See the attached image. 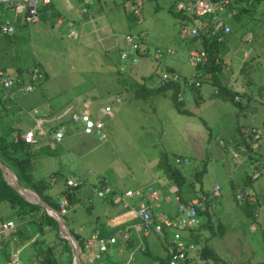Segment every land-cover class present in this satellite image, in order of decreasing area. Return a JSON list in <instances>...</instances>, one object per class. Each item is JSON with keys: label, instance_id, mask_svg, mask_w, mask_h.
I'll return each instance as SVG.
<instances>
[{"label": "rangeland", "instance_id": "1", "mask_svg": "<svg viewBox=\"0 0 264 264\" xmlns=\"http://www.w3.org/2000/svg\"><path fill=\"white\" fill-rule=\"evenodd\" d=\"M51 1V7L66 19L58 30L52 26L51 13L45 20L42 17L39 24H23L24 12L20 16L14 13L20 18L19 24L16 23L14 35L5 38L9 51L0 60L12 65L5 71L21 69L24 85L29 83L28 72L34 68L41 71L44 80L31 93L9 91L13 104L5 101V105L13 107L10 111L3 110L0 98V119L14 116L24 123L23 117L30 119L26 112L33 109L51 108L58 112L60 118L53 119L47 128L50 132L64 128L65 138L60 144L50 141V154L46 156L41 157L40 149L35 152L31 173L34 179L45 181L56 173L48 190L52 196L65 187L66 177L80 182L75 194L77 202L68 206L63 215L68 230L79 233V229H87L96 213L93 209L101 200L96 196L100 181H105L110 195L119 197L126 190L144 192L152 186L159 192L153 208L168 215L174 209L176 212L175 197L181 202L209 200L206 212L198 215L199 235L192 240L196 252L206 247L226 264H264V141L255 143L251 158L238 150V158L231 154L233 142L240 141L238 131L247 129L244 135L255 128L264 133V0L255 5L251 18L241 16L235 21L228 14L225 19L233 41L222 45L221 49L227 50L221 57L223 66L231 64L232 73L238 77V94H245L238 96L240 110L229 99L215 94L217 88L192 65L189 53L198 46L194 39H179L177 19L168 11L170 0L147 2L139 17L130 12L125 0H100L102 18L96 16L94 24L82 18L79 1ZM59 4L68 5L71 12L59 10ZM104 20L109 23L105 30L101 25ZM71 22L72 27L68 26ZM70 31L75 36L68 37ZM128 34L146 36L145 56L139 52L136 64L124 40ZM246 35L252 36V43L242 42ZM167 49L173 54H166ZM122 52L128 53L126 60L120 59ZM157 52L162 55L155 59ZM244 52H248L246 58ZM242 64L250 68L238 74ZM165 72L180 75L179 97L187 114L176 111L172 89L163 86L161 80ZM195 74L200 87L191 90L182 81ZM249 79L251 83H247ZM106 106L111 108L110 115L104 113ZM82 112L99 122L104 139L95 130L89 137L81 134L83 124L71 117ZM32 125L35 127V121ZM162 157L185 177L180 187L167 179L158 166ZM176 159L182 163L178 165ZM203 168L198 181L194 173ZM247 177L252 179L249 184H245ZM216 186L219 196L213 197ZM174 187L177 191H173ZM104 190L103 186L101 191ZM238 191L244 193V199L245 195L255 199L249 207L251 215L246 212L248 207L236 200ZM146 199L144 193L142 200ZM118 201L108 208L113 212L120 210L116 209ZM0 206V216L6 220L11 212L6 204ZM178 231L186 240L189 232ZM173 232L167 230L169 239ZM78 235L82 239L81 233ZM51 237L53 234L47 233V242H51ZM146 239L155 242L157 254L163 256L166 238L150 233ZM7 244L9 252L18 253L19 264H37L29 244L15 245L11 240ZM137 256L147 259L141 253ZM81 259L86 264L85 253ZM195 263L200 262L196 259Z\"/></svg>", "mask_w": 264, "mask_h": 264}, {"label": "built area", "instance_id": "2", "mask_svg": "<svg viewBox=\"0 0 264 264\" xmlns=\"http://www.w3.org/2000/svg\"><path fill=\"white\" fill-rule=\"evenodd\" d=\"M82 6L80 7V13L82 16L86 17L90 22L93 20V9H95V3L97 0H77ZM126 5L129 7L130 12L135 16L139 17L143 6L147 2H152L153 0H125ZM174 4V10L176 12H183L188 16L189 20H183L179 24L178 37L180 39L185 38H196L199 41V31H204L215 36L217 41H222L223 37L230 33V28L225 21V14L227 13V8L230 5L229 0H172ZM50 0H0V36H10L14 33L15 28L11 18L6 17L3 13L6 11H12L17 13L24 12L25 18L24 23H36L39 21L38 9L40 6L48 5ZM75 36L74 32H71L68 37ZM252 36L246 35L243 38V42L246 44L252 43ZM124 40L128 47L129 56L132 58V62L136 64L137 58L139 57V52L142 50L143 39L136 35H125ZM166 54L172 55L173 51L170 49L166 50ZM161 53H155L154 58L158 59L161 57ZM245 53L244 57H247ZM128 56L127 52H122L120 54L121 60H126ZM189 58L193 66H204L208 61L206 52L203 49L191 50L189 53ZM225 70L229 73V65L223 66L222 72ZM29 83L23 85L21 82V77L17 72L5 71L0 69V91H5L12 86H17L19 91L24 93H31L36 84L43 81L44 76L41 71L37 68L28 72ZM206 78L209 80L210 75L206 74ZM236 74L229 82L230 86L235 85ZM161 80L163 83H179L181 82V77L176 72H165L162 74ZM197 74H195L190 79H184L182 84L187 88H198L200 83ZM235 100H238L235 97ZM104 113L110 115L111 108L105 107ZM27 114L35 116L38 114L37 110H32ZM35 119V117H33ZM73 121H80L83 124L82 132L84 134L90 135L93 130H95L97 135H100V139H104L105 135L100 129L99 122H94L89 114L82 112L79 116L72 115ZM38 124V122H37ZM39 126V125H38ZM64 137V128H58L54 134L53 139L60 142ZM244 140L247 142L252 150L255 149V143L258 141H264V133L259 130L252 129L247 134H244ZM15 140H21L24 143L30 144L32 146L37 144V140L32 131H26L21 135H16ZM239 152H245L244 146L240 145L231 154L234 158H238ZM176 163H180L176 159ZM187 164L186 161L184 163ZM257 164V163H256ZM66 185L70 187H75L77 183L72 179L66 180ZM111 190L106 188L104 192L98 191L99 197H103L105 194L110 193ZM144 193L147 195L146 201L141 200ZM219 196V188L216 186L213 191V197ZM118 203V209L129 210L133 216L138 219L139 231L142 236L146 237L150 233L160 235L163 238H167V230L172 229L173 235L167 240L165 250L169 256L167 264H194L191 261L186 262L187 253L192 249V245L184 242L178 230H194L199 226L197 211L202 209L204 202L207 199L193 200L190 202L176 204V213L172 216L166 213L156 214L153 211L151 203H156L159 200V192L154 187L149 186L146 191L142 190L136 191H126L121 197L115 196ZM236 199L238 201L244 202V193L236 192ZM59 210L57 213L62 217L67 212L68 202L64 196L56 197ZM127 200H137L136 203H130ZM15 225L11 221L0 225V243L3 238H8L11 236L12 230ZM126 239L127 236L125 235ZM115 243L114 238H101L98 235L91 236L88 240L84 241V250L88 253L87 261L89 264H104L102 262V254L106 252L110 245ZM139 251L143 252L146 250L144 242L139 238ZM3 264H19L18 263V253L10 252L8 261Z\"/></svg>", "mask_w": 264, "mask_h": 264}, {"label": "trees", "instance_id": "3", "mask_svg": "<svg viewBox=\"0 0 264 264\" xmlns=\"http://www.w3.org/2000/svg\"><path fill=\"white\" fill-rule=\"evenodd\" d=\"M230 5L227 8V13L225 14V19L231 17L235 21H238L241 16L253 17L255 12V5L260 2V0H229ZM246 2V3H243ZM50 4V3H49ZM40 6L38 9L39 18L45 20L48 17V14L52 16V24L55 23L57 18L59 17L58 13H55L54 9L51 5ZM173 1L170 3L168 7V11L171 12L175 18L181 22L183 20H189L188 16L183 12H176L174 10ZM229 14V17H228ZM53 26V25H52ZM229 27V25H228ZM230 28V27H229ZM231 30V28H230ZM232 34V30L230 33L223 37L222 41H217L215 36L213 37L211 34L199 31V41H196V38L193 40L194 43L198 46V49H203L208 57V61L204 66H197V71L202 74H209L211 84H213L217 88V92L215 94H221L223 97L229 99L233 104L237 106V108L241 109L240 100L238 98L239 95H245L244 93L238 94L235 85L232 87L227 85L223 79L222 70H223V60L220 56V50L222 45L228 40L229 36ZM193 39V38H189ZM243 42V41H242ZM245 43V42H243ZM193 49V50H198ZM244 64V63H243ZM242 66L239 67L238 74H243L247 68L250 66ZM18 75L22 77V71L20 69L17 70ZM236 75V79H237ZM44 80V79H43ZM236 81V80H235ZM23 83V82H21ZM247 83H251L250 79ZM163 86L169 87L172 89V95L174 97V107L179 114H187L188 112L182 107V100L179 97V92L181 91V87L179 83H163ZM230 86V87H229ZM195 89V88H190ZM235 97L238 100H235ZM13 130L10 128H5V130L0 133V162L9 170L13 172L15 177L17 178L18 184L35 194L45 202L50 208L55 211H58V204L56 200V196H52L48 193L50 188L51 180L55 179L56 173H52L50 175V180L45 181L43 179H34L32 176V158L35 154V151L32 148V145L24 143L21 140H15L12 138ZM240 141L236 142L234 146L235 148L242 145L245 148V152L248 157L251 158L252 149L249 144L245 142L243 135L241 136ZM259 142V141H258ZM182 161L180 162V164ZM180 165L179 163H177ZM158 166L161 168L162 172L165 174L166 178L172 181L174 185L180 187L185 183V177L181 173V171L177 167H172L165 158H161ZM257 166V164H255ZM204 171V168L194 173L195 179L198 181ZM252 181L250 177L245 179V184H249ZM65 187L60 192V195L64 196L68 202V205L71 206L77 202L76 198V190L78 185L75 187H70L66 185V181L64 182ZM177 191V189H176ZM236 198V193H235ZM142 200V198H141ZM237 200V199H236ZM209 200H206L203 204V209L197 211L199 215L201 212H206L207 203ZM181 202L180 199L178 200ZM255 203V199L251 196H246L244 202L241 203V206L248 207L246 212L248 215L252 214L249 207L251 204ZM6 204L7 208L11 212V216L7 217L6 220L0 216V225L11 221L14 223L15 227L12 230L11 236L8 238H3L0 243V264H3L8 261L10 256V252L8 251V240H11L15 245H30L34 250V258L37 264H72L73 251L71 246L68 244L67 240L60 237L57 222L51 218L43 207L37 204H33L24 200L11 186H9L3 179L2 172L0 170V205ZM254 216V214L252 215ZM63 218V216H62ZM200 224V223H199ZM200 227V225L198 226ZM70 235L76 240L78 243L81 253L79 255V260L81 264H83L81 259V254L85 253L88 256L87 252L84 250V241L80 239L79 236L72 233L68 230ZM194 235V239L199 235L198 228L194 230H186ZM51 232L53 237H51V242H47L46 235ZM179 232V231H178ZM99 237L105 238L106 234L99 233ZM108 239V238H105ZM182 239V238H181ZM183 240V239H182ZM184 241V240H183ZM185 242V241H184ZM187 253L186 262H192L194 264L195 260H199V264H226L223 261H220L219 258L213 253L212 250H209L206 247H202L198 252L195 251L194 245ZM107 252V251H106ZM102 254V262L106 264L107 257L104 256L106 253ZM144 254L147 251H143ZM193 255H191V254ZM165 260H161L160 264H167L169 256L166 253ZM96 264V263H95Z\"/></svg>", "mask_w": 264, "mask_h": 264}, {"label": "crops", "instance_id": "4", "mask_svg": "<svg viewBox=\"0 0 264 264\" xmlns=\"http://www.w3.org/2000/svg\"><path fill=\"white\" fill-rule=\"evenodd\" d=\"M153 1L158 3L157 0H153ZM170 1L172 2V0H170ZM49 5H52L51 0H50ZM94 5H95V9H93V20H92L93 24H94V20L97 19L96 16H98V18H102V15H101L102 5H101L100 0L99 1L97 0V2ZM122 5H124L123 1H122ZM67 7H69V6L66 4H65V6H62V4L58 5L59 10H62L64 12L65 11L71 12L70 8H67ZM52 8L54 9L55 13H58V15H59V17L57 18V20L53 24V27L56 30H58L64 25V21L66 19H64V16H62L63 13L58 12L54 7H52ZM14 13L15 12H12V11H6L3 14L6 17H9L12 19L13 24H14V28L16 29V25L19 24L20 18L17 16H14ZM15 14L20 16V14L17 12ZM82 18L86 21L88 20L84 16ZM16 20H17V22H16ZM84 20H83V22H84ZM179 21L177 20V30L179 29V24H180ZM88 22H90V21H88ZM21 23L24 24V21ZM39 23H40V18L36 24H39ZM85 23L86 22H84V24ZM108 24L105 22V20L103 22H101L102 28L104 30H105V28L108 27ZM68 26L72 27L73 26L72 22L68 23ZM70 32H72V31H70ZM177 33H178V31H177ZM0 37H4L3 38L4 40H1V42H0V57H1L5 54V52L7 54V52L9 51V47H8L7 43L5 42V41H7V39H5L7 36H0ZM109 38H111V35ZM142 39H143V43H142L143 44V47H142V50H143L142 54L143 55L142 56H145L144 53H145L146 49L144 48V41L146 39V36H143ZM228 40L233 41L232 39H229V38H228ZM225 50H227V49L224 48V49L220 50V56L224 55L223 51H225ZM245 53H248V52H244L243 56L245 55ZM225 55H228V54L226 53ZM8 57H9V55H8ZM223 63H225V62H223ZM11 66L12 65H10L9 63L4 62L3 59L0 60V69L8 70V69H10ZM229 66H230L229 73H228V71H224V75H223V79L227 85H229V82L231 81L230 79L233 77L231 64ZM15 69L17 72V70L19 68L15 67ZM209 80H211V79H209ZM235 80H236L235 81V87H236V90H238V86H237L238 80L236 78H235ZM22 82H23V79H22ZM13 89L19 90L17 86H12L11 88L7 89V93L4 91H0V98L4 103V105L2 107L4 111H10L13 109L12 106H6L5 105V101H7L10 105L13 104V101H12L10 94H9V91H11ZM14 110H16V109H14ZM33 110H35V109H33ZM38 111H39V113L36 114L35 116H33V115L31 116V114L30 115L28 114L30 119L28 117H23V115L19 113L24 119H26V121L24 123L17 120L14 116H7V117H5L6 120L4 118L0 119V133H2L5 130V128H10L13 130L12 138L14 139L16 135H21L26 131H32L34 136H35V139L37 140V144L32 146V148L35 152H37L39 149L42 150V152H41V153H43L41 155V157H42V156H46L47 154H50V150H51L50 149V145H51L50 141H52V142L54 141L55 143L57 142L53 139V134L58 128H56L50 132L49 130H51V129L50 128L48 129L47 125L50 124L51 122H53L54 121L53 119L60 118V116H58V112L56 110L54 112L51 108H50V110H47V111L46 110L45 111L38 110ZM26 113H29V111H27ZM33 117H35V119ZM108 117H110V116H108ZM33 121H35V127H33V125H32ZM37 122H38V124H37ZM253 129H255V128H253ZM245 130H247V129H245ZM245 130H243V131H245ZM243 131L237 132L238 136L240 138H242L241 136L243 134ZM81 134L86 136V137H89V135L84 134L83 132ZM64 138H65V133H64L63 139ZM63 139L60 142H57V144H60L63 141ZM233 143H234L233 147L236 146L235 145L236 142L234 141ZM70 178H72V177H66L65 181L67 179H70ZM55 179L51 180V183ZM77 185L79 188V186L81 185L80 182L77 181ZM99 186L101 189H103V186L105 187V189H106V187L108 189H110L108 186H106L105 181H100ZM101 189H97V191H96V196L101 200H100V202H98L96 204L97 207H95L93 209V211H96V213L94 214L92 221L88 223V225H87L88 227L85 231H83V229H82V231H81V229H79V233H81V235H82V240L86 241L91 236L98 235L99 233L106 234L105 238H114L115 243L110 245L107 252L104 254L105 257H107L109 259L112 258L110 261L107 260L106 264H160L161 260H165V258L167 257L165 246H166L167 240L169 238L167 237L164 240V244L162 246L163 252H164V254L162 253L163 256L158 255L157 254L158 245L155 242H148L147 241L146 237H148L149 235L146 237L141 235V233L139 231V226H138L139 225L138 219L135 216H133L129 210H116V212H113L112 210H110L108 207L111 205H115L116 204L115 202H117V200L115 201V199H114L115 195L112 196L109 193H107L103 197H99L97 192L101 191ZM62 190L57 191L55 193V195H53V196H56V195L59 196L60 192ZM175 190H176V188L174 187L173 191H175ZM126 191H131V190H126ZM113 194H116V193H113ZM60 196H62V195H60ZM178 200H179V198L175 197V201L178 202ZM156 203H158V202H156ZM161 203H164V202H161ZM151 205L153 208V203H151ZM116 209H118V208H116ZM153 211L156 214L161 213V212H157L156 209H154V208H153ZM0 213H1V208H0ZM175 213L176 212L174 209V212L170 213V215H174ZM252 229H254V228H252ZM79 233L74 231V234L77 236H79L78 235ZM125 235L127 236L126 239L124 238ZM139 238L144 242V244L146 246V251H147L146 254L139 251V249H138ZM185 238H186V240H184V239L183 240L188 244H192V240L196 239V238L194 239V235L190 232L185 234ZM194 249H195V246H194ZM137 253L147 255V259H142V257L137 256ZM103 262H105V261H103ZM86 264H89L87 261V256H86Z\"/></svg>", "mask_w": 264, "mask_h": 264}, {"label": "water", "instance_id": "5", "mask_svg": "<svg viewBox=\"0 0 264 264\" xmlns=\"http://www.w3.org/2000/svg\"><path fill=\"white\" fill-rule=\"evenodd\" d=\"M0 170L2 172L4 181L9 186H11L24 200L33 204L40 205L41 207L44 208L46 213L57 222L60 237L67 240L68 244L71 246V249L73 251L72 264H81L79 260V255L81 253L80 247L76 242V240L70 235L68 228L64 223L63 218L57 213V211L50 208L45 202H43L37 196V194L21 187L18 184L15 175L8 168H6L1 162H0ZM23 192H27V195H25Z\"/></svg>", "mask_w": 264, "mask_h": 264}, {"label": "bare ground", "instance_id": "6", "mask_svg": "<svg viewBox=\"0 0 264 264\" xmlns=\"http://www.w3.org/2000/svg\"><path fill=\"white\" fill-rule=\"evenodd\" d=\"M25 195H27V192H23Z\"/></svg>", "mask_w": 264, "mask_h": 264}]
</instances>
